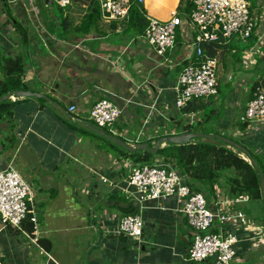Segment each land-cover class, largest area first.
I'll return each instance as SVG.
<instances>
[{"label": "crops", "instance_id": "obj_1", "mask_svg": "<svg viewBox=\"0 0 264 264\" xmlns=\"http://www.w3.org/2000/svg\"><path fill=\"white\" fill-rule=\"evenodd\" d=\"M45 1L0 0V81L7 77L5 60L20 56L25 87L20 90L44 95L42 100H5L13 107L11 115L0 116V170L13 167L29 184L35 237L49 249L0 220V264H185L192 241L186 219L172 199L166 210L157 201L139 204L127 184L136 163L111 139L90 130L89 124L100 128L88 113L101 98L114 102L122 109L120 125L112 126L115 134L100 130L129 145L154 144L166 134L180 133L176 119L181 116L188 123L213 125L215 132L234 130L264 162V122L244 125L242 120L252 87L264 82V3L257 0L252 8L256 41L237 62L244 72L235 74L232 90L222 93L219 86L233 82L237 71V65L227 71L222 62L226 50L216 58L217 93L203 99L205 109L182 113L175 108L174 86L188 62L184 42L176 43L165 55L171 62L163 64L165 57L128 29L129 17H99L88 25L92 0H72L66 8ZM178 4L143 0L144 17L166 21ZM247 79L252 80L248 88ZM72 105L77 107L73 113ZM208 110H213L210 118ZM259 201L249 199L240 207L247 204L253 217L245 213L247 220L262 227ZM132 213L145 223L140 241L115 234L121 218ZM233 264H264V243L241 242Z\"/></svg>", "mask_w": 264, "mask_h": 264}, {"label": "built area", "instance_id": "obj_2", "mask_svg": "<svg viewBox=\"0 0 264 264\" xmlns=\"http://www.w3.org/2000/svg\"><path fill=\"white\" fill-rule=\"evenodd\" d=\"M47 1L60 8L72 4V0ZM136 3L142 5L143 0H97L104 21L127 19ZM192 3L189 14L179 15L176 11L166 21L147 17V25L140 35V39L159 57L174 50L177 35L182 44L185 43L188 62L182 66L174 86L175 108L178 110L194 99L217 93V59L208 56L204 44L226 45L233 39L246 41L256 31L253 7L248 0H192ZM170 62L166 57L163 60V64ZM252 93L243 109L242 120L244 123L264 122V82L258 83ZM76 110L75 105L69 107L71 113ZM121 115L119 106L108 98H101L91 107L88 119L96 127L115 134L111 128ZM228 134L238 135L237 131H228ZM127 184L134 188L135 199L141 205L157 201L158 207L166 210L167 202L174 201L175 210L186 219L192 239L185 264H200L207 260L212 264H233L241 242L251 246L264 243V230L247 220L240 207L249 200L247 196L229 197L214 187V195L209 200L202 192L190 189L174 161L159 159L150 164H136L128 172ZM30 198L29 184L13 167L0 170L1 224L16 228L38 246L37 238L22 230L29 208L30 221L36 230ZM144 225L140 214L125 215L115 234L140 241Z\"/></svg>", "mask_w": 264, "mask_h": 264}, {"label": "trees", "instance_id": "obj_3", "mask_svg": "<svg viewBox=\"0 0 264 264\" xmlns=\"http://www.w3.org/2000/svg\"><path fill=\"white\" fill-rule=\"evenodd\" d=\"M248 1L252 7H256L257 0ZM261 1L264 3V0ZM89 7L90 13L88 15L87 23L88 25H91L94 23L95 19L100 17L97 0H92ZM192 9V0H179V4L176 8L179 15L189 14ZM144 15L145 13L142 5L137 3L133 5L129 13L128 29L137 35L142 34L147 25V20ZM178 36L179 35H177V43H181ZM255 41L256 39L252 34L246 41L236 40L233 43L230 42L226 45L204 44V49L211 58H217L219 55H223L226 50H233L232 57L234 63H237L240 61L242 52L252 48L255 45ZM3 64V69L7 77L5 80L0 81V98L11 91L25 88L21 82V76L23 73L22 58L20 56L8 58ZM256 86L257 84L252 87V91H254ZM203 99L204 98H199L188 102L180 111H182V113H188L190 111L205 109L206 104H204ZM12 107L13 104L9 101L0 103V116L4 113L11 115ZM212 113L213 110H208L205 113V116L210 118ZM177 124L180 133L193 132L189 123L180 125V122H178ZM244 125L246 124L244 123ZM211 133L221 134L218 131L215 132V130ZM228 135L229 134L227 133V136H223L233 139ZM237 142L242 143V141ZM244 145L252 154L264 176V162L250 147L246 144ZM127 155H129L136 164H150L153 162L154 156H159L162 160L167 162L174 161L175 165L185 177V181L190 189L198 192L204 191L202 193L205 194L207 199L214 195L213 187L218 184L222 172L234 171L235 175L227 178V196H247L251 200L262 201L260 195V180L256 171L249 162L243 159L239 152L228 148L218 140L195 139L185 145L175 146L167 144L155 155L140 152ZM30 217L31 210L29 208L27 218L22 223V230L30 237H35V229L33 223L30 221ZM261 224L262 227H264V217L261 219ZM9 227L14 228L12 226ZM14 230L16 232H21L16 228H14ZM37 243H39V245L45 250L49 249V244L45 240L37 239Z\"/></svg>", "mask_w": 264, "mask_h": 264}, {"label": "water", "instance_id": "obj_4", "mask_svg": "<svg viewBox=\"0 0 264 264\" xmlns=\"http://www.w3.org/2000/svg\"><path fill=\"white\" fill-rule=\"evenodd\" d=\"M45 2L51 5L53 4L51 1L46 0ZM9 97L36 98L38 100L44 99V95L36 92H31L28 90H14L7 93L4 97L0 98V103L7 100ZM89 125L91 131H94L95 133L101 136L111 139L118 147L123 148L129 154L140 152V153H150L155 155L160 149H162L167 144L178 146V145H185L195 139L218 140L221 143L225 144L228 148L239 152L240 155L243 157V159L249 162V164L256 171L260 180L261 200L264 203V176L258 164L256 163L255 159L253 158L252 154L250 153V151L241 142L234 141L233 139L225 137L222 134H215V133L205 134L201 132H181V133L166 134L160 137L159 139H157L154 144L150 142H142V143H135L134 145H129L121 138L109 136L105 131L97 129L93 127L91 124Z\"/></svg>", "mask_w": 264, "mask_h": 264}, {"label": "rangeland", "instance_id": "obj_5", "mask_svg": "<svg viewBox=\"0 0 264 264\" xmlns=\"http://www.w3.org/2000/svg\"><path fill=\"white\" fill-rule=\"evenodd\" d=\"M176 11H177L176 9H172L169 12V16L174 14ZM234 41L235 40L233 39L232 43ZM232 54H233V52L231 50L227 51V54L224 56V59H222V62L225 63V65H227V71L230 70L232 68V66H236V65H237L236 66L237 71H235V69L233 70V72H234V80H233V82L228 81L227 82V86H224L222 84V82L220 83L219 86L221 88V92L222 93H224L226 91L228 92L229 90H232V88L234 87V83L236 82L235 79L237 78V77H235L236 73L242 74L244 72L242 66L240 68V64H237L236 62L234 63V59L232 57ZM218 72H219V67L217 69V76H218ZM245 85L247 86V88L250 87L252 85V80L251 79H247V82L245 83ZM176 120L180 122V125H185V124L188 123V122H186V119L183 118V116H181L180 118H177ZM171 123L172 122H170V127H172ZM119 125H120V123L117 121L116 122V126H119ZM190 125H191V129H192L193 132H201V133L205 132V134H210L211 132H214V129H213L214 126L210 125V124H202L201 125V124H198L195 121H193ZM206 132H210V133H206ZM219 133L227 136V132L226 131L225 132L224 131H221V132L219 131ZM228 136L233 138L236 141H240V139H238L235 136H230V135H228ZM159 159L162 160L161 157L154 156V160H159ZM234 175H235L234 171H224V172H222V175H221L220 179L218 180V184H217L218 187L222 188L225 192H227V187H228L227 186V178L232 177ZM258 204L262 206V203L260 201L258 202ZM243 211L247 214V216L249 218H253V217H251L252 213L249 211V208H248L247 204L243 206Z\"/></svg>", "mask_w": 264, "mask_h": 264}]
</instances>
